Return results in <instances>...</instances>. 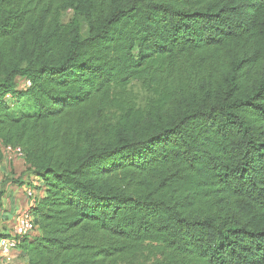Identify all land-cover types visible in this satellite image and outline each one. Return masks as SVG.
Wrapping results in <instances>:
<instances>
[{
  "label": "trees",
  "instance_id": "1",
  "mask_svg": "<svg viewBox=\"0 0 264 264\" xmlns=\"http://www.w3.org/2000/svg\"><path fill=\"white\" fill-rule=\"evenodd\" d=\"M8 146V264H264V0H0Z\"/></svg>",
  "mask_w": 264,
  "mask_h": 264
},
{
  "label": "built area",
  "instance_id": "2",
  "mask_svg": "<svg viewBox=\"0 0 264 264\" xmlns=\"http://www.w3.org/2000/svg\"><path fill=\"white\" fill-rule=\"evenodd\" d=\"M6 153L13 154L21 158L23 157V152L20 147L8 146L5 148V156ZM24 192L27 197L33 201L36 194L35 190L30 187H25ZM11 224L13 227L9 236L0 239V264H8L13 261L20 237L35 234L36 228L29 207L20 209L18 213L13 216Z\"/></svg>",
  "mask_w": 264,
  "mask_h": 264
},
{
  "label": "crops",
  "instance_id": "3",
  "mask_svg": "<svg viewBox=\"0 0 264 264\" xmlns=\"http://www.w3.org/2000/svg\"><path fill=\"white\" fill-rule=\"evenodd\" d=\"M6 163V158H4V160L0 163V172L4 176L3 179H0V191L3 192V194L0 195V223L5 226L6 232L10 233L13 227L11 224L13 219L12 216L20 209L29 207L32 203L23 194V188L17 186L16 184H12L9 180L6 181V177L8 176ZM23 164L25 169L24 160ZM23 177L25 178L26 176ZM31 179L35 180V183H37L36 178L32 176ZM39 193L42 195L43 192L40 191ZM8 216L12 218L10 220H6ZM13 264H25V261L21 258H15Z\"/></svg>",
  "mask_w": 264,
  "mask_h": 264
},
{
  "label": "rangeland",
  "instance_id": "4",
  "mask_svg": "<svg viewBox=\"0 0 264 264\" xmlns=\"http://www.w3.org/2000/svg\"><path fill=\"white\" fill-rule=\"evenodd\" d=\"M73 15L74 13L71 10L65 12L63 14V21L64 22L70 21ZM82 27H83V32L86 35L87 26L83 19H82ZM17 83L20 89H23L28 85L26 78L17 79ZM125 90H126L124 94L125 97L137 101V104H143V100L146 97V93H145L146 89L144 88L141 82L133 81ZM6 157H7L6 171L8 173V176L6 177V181H8L9 178L17 180L19 179V177H22L21 174L25 170L22 158L8 153H6ZM3 177L4 176L0 172V179H3ZM146 256L149 255L147 254ZM146 256H142L140 260L143 261Z\"/></svg>",
  "mask_w": 264,
  "mask_h": 264
}]
</instances>
